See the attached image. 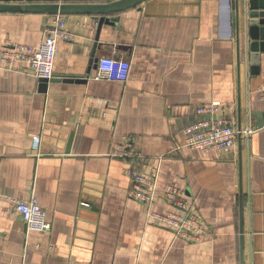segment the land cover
<instances>
[{
    "label": "crops",
    "instance_id": "1",
    "mask_svg": "<svg viewBox=\"0 0 264 264\" xmlns=\"http://www.w3.org/2000/svg\"><path fill=\"white\" fill-rule=\"evenodd\" d=\"M231 11L229 0H146L100 33L98 15L0 12V47H37L58 15L72 35L57 41L60 79L0 67V264H264V52L253 66L241 32L238 62ZM103 57L128 61V79L96 77ZM214 101L250 131L230 153L182 147ZM127 135L146 171L158 168L151 209L177 210L164 197L177 184L204 218L199 240L129 197L131 162L112 156ZM10 197H36L51 228L29 230Z\"/></svg>",
    "mask_w": 264,
    "mask_h": 264
},
{
    "label": "built area",
    "instance_id": "2",
    "mask_svg": "<svg viewBox=\"0 0 264 264\" xmlns=\"http://www.w3.org/2000/svg\"><path fill=\"white\" fill-rule=\"evenodd\" d=\"M59 38L71 39L65 29V22L60 15L55 16L52 26L46 30L44 40L37 47L22 43H6L0 47V67L5 69L25 68L38 79H52L54 77V63ZM131 65L128 61L114 57H103L98 61L96 77L107 80L126 81L129 77ZM264 98V87L261 88ZM222 104L214 101L208 105L197 107V120L185 128L188 137L181 146L197 149L202 152L217 151L230 153L236 147L239 133L243 135L250 131L237 128L236 119L222 114ZM36 138L35 144H38ZM112 156L131 162L126 173L132 179L129 197L148 206V213L160 222L172 227L176 233L189 241H197L204 233L205 221L201 213L195 210L191 201L184 195L177 184L167 185L164 189L165 200L177 210L166 213L154 212L152 208L158 183V168L147 172L145 156L136 146L135 136L127 135L119 143ZM9 211L20 213L29 230L45 233L51 228L47 220L46 209L36 197L30 199L8 198Z\"/></svg>",
    "mask_w": 264,
    "mask_h": 264
},
{
    "label": "water",
    "instance_id": "3",
    "mask_svg": "<svg viewBox=\"0 0 264 264\" xmlns=\"http://www.w3.org/2000/svg\"><path fill=\"white\" fill-rule=\"evenodd\" d=\"M67 1L69 0H0V12H37L52 15L79 13L98 15L100 16L98 19V32L100 33L101 27L104 23L116 20L115 17H111L110 14L119 13L128 8L139 6L146 0H115L109 3H68ZM229 5L232 8V22L235 25L237 32L238 62H240L241 59L240 38L242 32L244 35L248 61L252 63L253 66H259L261 52H264V0H229ZM99 35L97 38H99ZM95 61L98 62V58H96ZM88 73H90V70ZM56 78L60 79L62 77H56V75H54L50 80H40L48 82ZM64 78V80L73 81L81 80L84 76L65 75ZM262 124L263 123L259 121L257 125L261 127ZM239 129H241V127ZM241 136L242 134L239 133V137ZM241 194H243L242 190ZM240 217L241 230L243 233L244 205L242 196ZM243 239L244 235H242V241Z\"/></svg>",
    "mask_w": 264,
    "mask_h": 264
}]
</instances>
